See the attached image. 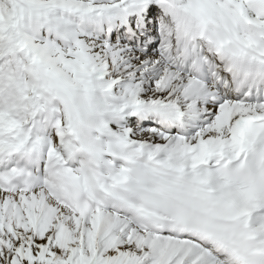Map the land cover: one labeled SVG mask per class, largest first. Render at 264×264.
Wrapping results in <instances>:
<instances>
[{"label": "snow or ice", "instance_id": "6c2138e0", "mask_svg": "<svg viewBox=\"0 0 264 264\" xmlns=\"http://www.w3.org/2000/svg\"><path fill=\"white\" fill-rule=\"evenodd\" d=\"M0 264H264V0H0Z\"/></svg>", "mask_w": 264, "mask_h": 264}]
</instances>
